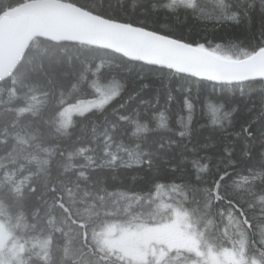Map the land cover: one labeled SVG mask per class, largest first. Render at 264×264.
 I'll return each instance as SVG.
<instances>
[{
    "label": "snow or ice",
    "instance_id": "obj_1",
    "mask_svg": "<svg viewBox=\"0 0 264 264\" xmlns=\"http://www.w3.org/2000/svg\"><path fill=\"white\" fill-rule=\"evenodd\" d=\"M0 264H264V0H0Z\"/></svg>",
    "mask_w": 264,
    "mask_h": 264
},
{
    "label": "trees",
    "instance_id": "obj_2",
    "mask_svg": "<svg viewBox=\"0 0 264 264\" xmlns=\"http://www.w3.org/2000/svg\"><path fill=\"white\" fill-rule=\"evenodd\" d=\"M167 23L170 26L174 27H181L184 28L186 25L181 24L178 21L175 20H169ZM189 24L192 22L189 21ZM211 38L213 39L214 43H223L224 41L228 39L235 40L236 38L243 39V36L241 35L240 31L234 27H230L228 25H224L221 27L218 31L210 33ZM99 62V61H98ZM105 63L107 64L108 61L105 60ZM112 71H115V69H112ZM211 82H206L205 84H202L200 87L202 90H208L210 91L209 85ZM182 87H193V90L195 91V84L191 82H183L180 81L178 78H162L160 80H153L151 83L150 88L146 91L144 99L153 101L157 96L160 99V104L163 106L165 99L167 97L168 91L171 90L173 95L176 96L177 100L181 97V92L178 91V89ZM83 100H92L96 99L95 96L91 94H87L81 97ZM177 108L176 104H173V111H175ZM73 120H78L79 117L76 115L72 116ZM213 119L212 113L208 110H205L203 113H201L198 110L197 113V122L193 125V131H192V137H191V143L188 144V140L184 139L179 141V147L173 145L171 148L168 146L166 141H162L165 143L164 148L159 147V143L154 142V138H149L147 141L144 142V147L155 153L157 156V162L161 165V167L165 166V161L169 160V158L176 152L182 150V147L184 144H188V146L191 148L193 146L197 147L201 153L208 152L213 153L216 151V148L212 147V143L215 140V134L211 132V121ZM202 125H207L202 127ZM211 137V139L209 138ZM204 144L210 145L207 149H204L202 146ZM162 196L165 195L164 193L161 194Z\"/></svg>",
    "mask_w": 264,
    "mask_h": 264
},
{
    "label": "rangeland",
    "instance_id": "obj_3",
    "mask_svg": "<svg viewBox=\"0 0 264 264\" xmlns=\"http://www.w3.org/2000/svg\"><path fill=\"white\" fill-rule=\"evenodd\" d=\"M97 99V98H96ZM92 100H95V99H92ZM92 100H85V101H92Z\"/></svg>",
    "mask_w": 264,
    "mask_h": 264
}]
</instances>
